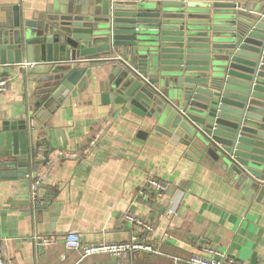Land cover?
<instances>
[{
  "label": "water",
  "instance_id": "water-1",
  "mask_svg": "<svg viewBox=\"0 0 264 264\" xmlns=\"http://www.w3.org/2000/svg\"><path fill=\"white\" fill-rule=\"evenodd\" d=\"M4 12L0 70L34 64L38 87L25 118L0 129L2 168L28 174L33 131L86 65L106 63L104 105L147 119L264 203V0H62L37 20Z\"/></svg>",
  "mask_w": 264,
  "mask_h": 264
},
{
  "label": "crops",
  "instance_id": "crops-1",
  "mask_svg": "<svg viewBox=\"0 0 264 264\" xmlns=\"http://www.w3.org/2000/svg\"><path fill=\"white\" fill-rule=\"evenodd\" d=\"M61 1L0 0V16L8 8L19 7L25 20H37ZM86 67L72 96L30 136L29 149H38L39 154L28 174L42 177L38 204L43 210L30 198L28 174L21 177L18 169L0 165V239H10L5 250L14 262L173 264V258L206 255L204 250L212 248L237 264H264V203L247 198L210 163L197 161L183 143L154 134L147 119L127 108L104 105L110 65ZM34 77L17 67L0 70V78L9 80L0 96V129L25 118L38 87ZM109 119L113 122L106 126L101 143L86 158L44 165L42 147L48 146L51 154L80 150ZM149 177L168 186V195L152 199L144 193ZM172 203L178 214L170 217L165 211ZM127 213L151 223L153 231L140 239L154 253L135 252L117 259L107 254L84 257L82 250L66 248L63 238L70 233L78 234L83 245L129 241ZM35 236H55L57 241L41 247L31 240Z\"/></svg>",
  "mask_w": 264,
  "mask_h": 264
},
{
  "label": "built area",
  "instance_id": "built-area-1",
  "mask_svg": "<svg viewBox=\"0 0 264 264\" xmlns=\"http://www.w3.org/2000/svg\"><path fill=\"white\" fill-rule=\"evenodd\" d=\"M34 67V64L23 63L17 66V69L30 72L34 69ZM8 84L9 80L0 78V96L6 92ZM112 122L113 119H109L103 123L102 126L96 131L91 141L80 150H61L51 154L50 148H48V146L42 147L40 151H42V153L46 156V159H48L44 165L63 159L80 160L81 158H86L96 147L99 146L106 133V126H109ZM26 177L31 182L30 198L34 204H38L40 201L42 177L32 174H28ZM143 192L149 193V196H151L152 199H159L168 195L170 188L157 178L149 177L143 186ZM174 203H172L171 207L165 211L167 216L171 217L178 214L177 205ZM124 220L131 230V237L127 242L83 245L78 234L70 233L63 238L64 244L69 250H82L84 257L107 254L117 259H122L135 252L154 253L155 251L152 249V247L140 239L144 234L146 235L153 231V226L151 223L134 213H127L124 217ZM31 240L36 242L41 247H50L56 243L57 237L35 236L32 237ZM9 245L10 239H0V264H16L13 258H11L10 254L6 253L5 247H9ZM204 251L206 255L194 254L187 259L177 257L173 258V264H237L234 258L219 250L206 248Z\"/></svg>",
  "mask_w": 264,
  "mask_h": 264
}]
</instances>
